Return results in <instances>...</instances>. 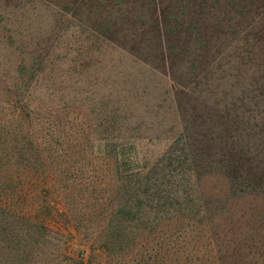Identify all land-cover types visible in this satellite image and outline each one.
<instances>
[{"label":"rangeland","instance_id":"374dc122","mask_svg":"<svg viewBox=\"0 0 264 264\" xmlns=\"http://www.w3.org/2000/svg\"><path fill=\"white\" fill-rule=\"evenodd\" d=\"M224 1L212 10L198 5L199 1L190 0L183 7L185 15L179 22H169L163 14L160 20L148 15L147 27L142 34L138 30L127 38L130 42L126 49L117 42L120 38L126 40L120 27L127 25L119 19L111 31L105 32L111 40L96 41L98 50L90 54L94 62L89 63V69L90 73L94 72L95 79L88 76L81 81L84 87L82 105L69 107L72 102L60 99L70 92L66 73L51 80L37 74L36 79L31 71L34 72L38 65H32L28 60V51L37 53L36 50L42 48L36 43L45 40L46 49H57L63 54L65 51L56 47L65 44L68 49L80 51L86 65L94 43L96 22L86 20L77 12L75 0H0V125L11 108L26 103L32 107L43 106L41 113L46 115V110L49 111L48 120L54 135L65 133L69 137L68 142L65 140L62 144V149L68 153L65 163L55 160L53 164H39L33 160L30 166L25 159L15 157L12 161L19 160L22 165L8 167L2 165L5 159L0 150V159L3 158L0 162V196L12 199L11 203L18 209L46 220L52 229L64 234L70 255H81L80 259L87 264L99 262L104 253L98 247L106 237V230L112 231L121 219L128 223L132 217V212L125 213L127 208L136 213L130 221L132 225L137 222L155 226L156 238L160 236L166 224L167 210L169 207L175 210L177 204H168L161 199L164 194L158 187L163 188L164 177L171 193L177 191L180 205L177 209H185L182 213L189 215L196 210L197 205L191 202L192 193L201 196L202 203L207 201L203 214L208 220L203 222L208 221L206 237L210 236L212 243L254 233L253 229L264 222V198L232 196L228 180L217 171H195L193 177L197 185L190 186L192 179L189 171H184V164H167L168 155H176L182 147L181 140L173 144L183 127L180 103L185 99L178 90L192 81V75L203 74L211 55L222 45L215 40L216 14L221 13L226 21L239 19V30H242L237 32L224 27L229 39L220 49L218 61L237 45L235 38H243L244 33L255 27L253 23H247L252 22L256 9L241 16L235 14L234 9L235 5H243L244 0H233L228 5ZM165 7L167 2L160 4L161 9ZM107 10L103 9L100 14L103 15L102 23L106 21ZM86 22L87 27H91L88 42L84 39L85 33L80 31ZM156 25L161 28L162 35L172 37L175 45L166 50L165 61L154 60L166 54L164 51L161 55L158 47H139L143 38L146 42L156 43L155 35L148 30ZM100 29L104 31L103 27ZM171 29L175 32L171 33ZM249 38L255 40L252 35ZM247 49H251L249 43ZM43 69L46 75L49 68L43 66ZM52 81L54 87H60L59 91L51 92L50 87L45 89L44 85ZM67 121L77 125L69 127L65 124ZM17 131L19 133L14 134L18 135L19 141L29 139L24 134L25 128L19 127ZM21 142L27 145L26 141ZM171 143L175 147L171 148L176 150L170 149L164 155ZM29 154L32 158V152ZM195 169L198 168L195 166ZM137 197L141 200L137 201ZM209 209L218 213L212 222H209ZM140 232L144 236L148 234Z\"/></svg>","mask_w":264,"mask_h":264},{"label":"trees","instance_id":"16d2710c","mask_svg":"<svg viewBox=\"0 0 264 264\" xmlns=\"http://www.w3.org/2000/svg\"><path fill=\"white\" fill-rule=\"evenodd\" d=\"M189 1L75 0L77 12L84 15L86 20L96 22L93 28L94 43L91 44L88 54L89 61L84 65L82 53L72 48L68 49L65 44L56 47L63 49L65 51L63 54L57 49L55 51L46 49L43 40L41 44L36 43L42 48L36 50L37 53L34 50L28 51V60L32 65H38L34 72L31 71V75L37 79V74H40L42 78L47 76L51 80L66 73L70 82V92L66 93V96L62 95L60 99L72 102L69 107H80L84 91L81 81L88 76L89 79L92 77L95 79L94 72L90 73L89 69V63L94 62L90 54L98 50L99 45L96 41H109L110 38L105 35L106 31H111L119 19L123 21L127 26L122 25L120 33L126 40L121 41L120 38L117 42L126 49L127 43L130 42L127 38H131L130 35L138 30L139 34H142L147 27L148 15L157 16L160 20L159 17L163 14L164 19L169 22H179V18L185 15L183 7L187 6ZM195 1H199L198 5L213 10L221 6L220 2L224 0ZM164 2H167V7L161 9L160 4ZM229 2L232 3L233 0H225L224 4L228 5ZM243 2V5H235V14L248 15L253 8L256 9L252 22L247 23V25L253 23L255 27L244 33L243 38H240L241 36L235 38L237 45L218 61L219 51L229 39L224 27L237 32L242 30H239V19L229 17L230 19L226 21L221 13L216 14L218 28L215 40L222 45L211 55L208 68L203 74L200 72L196 76L192 75V81L185 86L181 85L182 89L178 90L185 99L180 103L183 127L173 144L181 140L182 147L179 153H175L176 155H168L167 164L168 166L184 164V171H189V177L193 180L189 182L190 186L197 185L193 177L195 171L199 172L200 169L203 172L217 171L228 180L232 196L255 195L264 198V0ZM245 2L248 4L249 12L246 10ZM107 4H110V7ZM103 9H108L105 23L100 22L103 19V15L100 16ZM86 24L87 22L82 24L80 31H83L81 34L85 33L84 39L88 42L91 27H87ZM101 27L104 31L100 29ZM148 30L155 35L156 43L146 42L143 38L139 47L150 49L154 45L160 49L161 55L164 51L166 53L167 49L174 48L172 37L162 35L158 25ZM173 32L175 30L171 29V33ZM249 35L255 40L250 39ZM248 43L251 45L250 50L247 49ZM39 53L43 57H39ZM166 55L168 54H164L162 58L156 55L154 60L160 58L165 61ZM193 64L196 65L195 62ZM43 66L49 68L46 75ZM154 68H157L156 65ZM44 87L46 90L50 87L51 92L54 89L60 90V87H54L53 81ZM49 95L52 93L49 92ZM43 108L25 103L20 107L11 108L9 114L4 117V122L0 125V150L5 159L2 165L8 167L22 165L19 160L12 161L15 157L25 159L30 166L33 160L39 164H53L55 160H58V163L67 161L68 153L62 149V144L65 140L68 142L69 137L65 133L62 136L54 135L53 126L48 120L50 113L45 109L47 113L42 115ZM59 123L60 121L57 122ZM65 124L69 127L77 125L74 121H67ZM19 127L26 129L24 134L29 139L18 140V135L14 133H19L17 131ZM21 141H26L27 145L24 146ZM173 144H170L164 155L170 149L176 150L171 148L174 147ZM29 152H32V158ZM2 160L3 158L0 162ZM195 166L198 169H195ZM165 181L164 177L163 188L158 187L164 194L161 199L168 204L172 202L177 204L175 210L171 207L167 210L164 218L166 224L160 236L156 238L155 226L137 222L132 225L130 221L136 213L127 208L125 213L132 212V217L128 223L122 222L121 219L112 231L106 230V237L98 247L103 251L104 257L100 256L96 264H264V222L253 229L254 233L239 234L233 238L223 239L219 243H212V238L206 237L209 228L205 225L208 221L203 222L208 220V216L203 214L205 212L203 206L207 205V201L202 203V197L192 193L191 202L197 205L196 210L189 215L182 213L185 209H179L180 211L177 209V206H180L177 191L173 190L174 193H171ZM136 200L141 199L137 197ZM11 202L12 199L0 196V264H87L80 259L81 255L73 256L68 253L64 234L52 229L46 220L33 217ZM209 210L211 212L209 222L210 220L212 222L218 213ZM139 230L148 234L145 233L144 236ZM107 256L110 258L106 259Z\"/></svg>","mask_w":264,"mask_h":264}]
</instances>
